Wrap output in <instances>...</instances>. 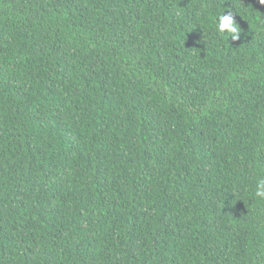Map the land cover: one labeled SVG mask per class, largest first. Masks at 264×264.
<instances>
[{
  "label": "trees",
  "instance_id": "1",
  "mask_svg": "<svg viewBox=\"0 0 264 264\" xmlns=\"http://www.w3.org/2000/svg\"><path fill=\"white\" fill-rule=\"evenodd\" d=\"M259 179V0H0V264H264Z\"/></svg>",
  "mask_w": 264,
  "mask_h": 264
},
{
  "label": "clouds",
  "instance_id": "2",
  "mask_svg": "<svg viewBox=\"0 0 264 264\" xmlns=\"http://www.w3.org/2000/svg\"><path fill=\"white\" fill-rule=\"evenodd\" d=\"M260 4L264 5V0H259ZM236 20L230 13H225L224 15L220 16L219 23L216 26L217 31L221 34L227 30L228 34L230 35L231 39L236 40L239 38V29L234 22ZM254 194L256 198L264 199V179H259L256 181Z\"/></svg>",
  "mask_w": 264,
  "mask_h": 264
}]
</instances>
